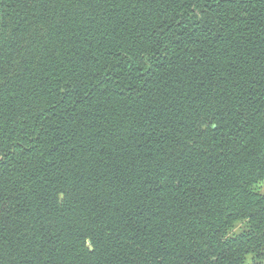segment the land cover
<instances>
[{"label": "trees", "instance_id": "16d2710c", "mask_svg": "<svg viewBox=\"0 0 264 264\" xmlns=\"http://www.w3.org/2000/svg\"><path fill=\"white\" fill-rule=\"evenodd\" d=\"M263 183L264 0H0V264H264Z\"/></svg>", "mask_w": 264, "mask_h": 264}, {"label": "rangeland", "instance_id": "374dc122", "mask_svg": "<svg viewBox=\"0 0 264 264\" xmlns=\"http://www.w3.org/2000/svg\"><path fill=\"white\" fill-rule=\"evenodd\" d=\"M262 190L264 191V183L261 186ZM241 229V224H238L235 228V231H239Z\"/></svg>", "mask_w": 264, "mask_h": 264}]
</instances>
